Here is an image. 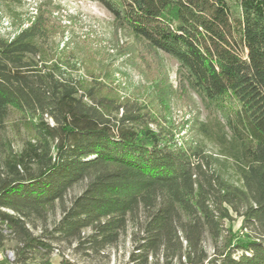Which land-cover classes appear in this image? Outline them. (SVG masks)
I'll list each match as a JSON object with an SVG mask.
<instances>
[{
    "label": "trees",
    "instance_id": "trees-1",
    "mask_svg": "<svg viewBox=\"0 0 264 264\" xmlns=\"http://www.w3.org/2000/svg\"><path fill=\"white\" fill-rule=\"evenodd\" d=\"M92 1L116 28L173 57L181 82L207 104L229 108L225 122L199 126L221 159L198 145L169 147L141 106L47 64L48 29L38 16L0 38V248L13 239L11 264H30L28 253L49 254L51 240L96 250L131 222L133 264L159 252L165 264H264V0ZM226 166L235 181L222 174ZM231 212L248 231L215 242L208 255L204 235L216 241L227 232ZM37 227L44 233L33 235Z\"/></svg>",
    "mask_w": 264,
    "mask_h": 264
},
{
    "label": "rangeland",
    "instance_id": "rangeland-1",
    "mask_svg": "<svg viewBox=\"0 0 264 264\" xmlns=\"http://www.w3.org/2000/svg\"><path fill=\"white\" fill-rule=\"evenodd\" d=\"M38 16L48 29L47 37L41 40L46 48L47 64L56 61L66 73L85 85H93L113 101L124 102L129 107L141 106L144 121L160 133L169 147L198 145L204 153L218 155L217 146L199 132V126L203 122H225L229 108L220 110L207 104L185 82H181L179 64L173 57L149 49L127 29L116 28L111 12L92 0H0V38L11 39ZM226 106L230 107L229 104ZM16 118L17 114L11 111L9 122ZM11 132L17 139L25 133ZM217 157L221 159L220 155ZM221 172L230 180H236L230 167H222ZM82 186L76 185L68 192L67 204ZM59 216L57 208L48 217V230ZM231 217L223 221L227 232L216 241L204 235L208 255L213 252L215 242L218 246L226 239L235 242L248 231L240 227L238 215L231 212ZM30 229L33 235L44 233L41 227ZM134 232L135 228L129 222L116 242L96 250L78 247L76 242L51 240L49 254L31 250L27 263H38L43 256L50 264H133L129 257L134 250ZM88 233L90 229L82 234L86 236ZM15 245L13 239L5 241L0 248V264L13 262ZM9 252H12V258H9ZM171 262L178 264V259L173 258ZM144 264H165V259L159 252L148 257Z\"/></svg>",
    "mask_w": 264,
    "mask_h": 264
},
{
    "label": "built area",
    "instance_id": "built-area-1",
    "mask_svg": "<svg viewBox=\"0 0 264 264\" xmlns=\"http://www.w3.org/2000/svg\"><path fill=\"white\" fill-rule=\"evenodd\" d=\"M9 258H12V252L8 253Z\"/></svg>",
    "mask_w": 264,
    "mask_h": 264
}]
</instances>
